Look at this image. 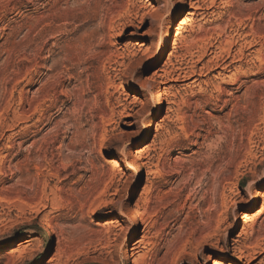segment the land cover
<instances>
[{"label": "rangeland", "instance_id": "374dc122", "mask_svg": "<svg viewBox=\"0 0 264 264\" xmlns=\"http://www.w3.org/2000/svg\"><path fill=\"white\" fill-rule=\"evenodd\" d=\"M263 196L264 0H0V264H248Z\"/></svg>", "mask_w": 264, "mask_h": 264}, {"label": "bare ground", "instance_id": "6f19581e", "mask_svg": "<svg viewBox=\"0 0 264 264\" xmlns=\"http://www.w3.org/2000/svg\"><path fill=\"white\" fill-rule=\"evenodd\" d=\"M183 1V0H182ZM196 3V2H195ZM199 3V2H198ZM197 4V3H196ZM191 6H192V8L195 10V11H200V7H196V5L194 4V3H192L191 4ZM193 14V13H192ZM196 14V13H195ZM149 51V49L146 51V52H148ZM204 52V51H203ZM202 55H204V54H202ZM243 56V55H242ZM201 58H204V57H201ZM200 58V59H201ZM199 59V60H200ZM221 59V58H220ZM202 60V59H201ZM194 73V72H193ZM195 74V73H194ZM181 75L182 74H179L178 75V77H177V79L175 80V81H177V80H179V79H185L186 80V78H187V75L186 74H184V76H182L181 77ZM165 76V75H164ZM192 77V76H191ZM167 80V79H166ZM172 80V79H171ZM191 85V84H190ZM170 88V87H169ZM169 88H166L165 90H169ZM42 91V90H41ZM38 95V94H37ZM158 104H160V101H159V99L157 100V102H156V105H158ZM110 163H112V166H114V167H116V169H117V167H118V162H110ZM121 168V167H120ZM120 168H118V169H120ZM121 170V169H120ZM263 198H264V196H263ZM139 215H140V213H139V211H137L136 210V212H133V213H129L128 214V216H127V219H128V221L130 222L131 221V227L133 228V229H136L137 228V226H140L139 225V223L136 221V219L139 217ZM148 226V225H147ZM143 244V242H140V243H138V245L137 246H135V248L133 249V251H139L140 249H141V245ZM252 245H254V244H252ZM251 250V251H250ZM234 251L235 252H237V258H239L240 260H245L248 264H251L253 261H255L256 259H257V256L260 254V252H262V251H264V247H262L260 244H256V246H254V247H249V248H247L246 250H242V248L240 247V245H238L237 243L234 245ZM263 253V252H262ZM261 253V254H262ZM260 254V255H261ZM134 263H136L137 264V262L135 261Z\"/></svg>", "mask_w": 264, "mask_h": 264}]
</instances>
